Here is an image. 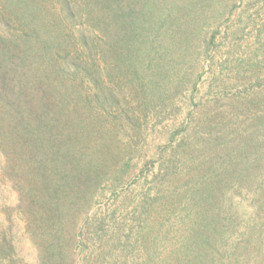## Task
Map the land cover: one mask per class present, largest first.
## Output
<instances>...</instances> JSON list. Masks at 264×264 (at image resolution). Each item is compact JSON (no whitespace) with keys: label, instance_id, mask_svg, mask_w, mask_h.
<instances>
[{"label":"trees","instance_id":"obj_1","mask_svg":"<svg viewBox=\"0 0 264 264\" xmlns=\"http://www.w3.org/2000/svg\"><path fill=\"white\" fill-rule=\"evenodd\" d=\"M228 6L0 0V264H264V21L222 101L177 80Z\"/></svg>","mask_w":264,"mask_h":264},{"label":"rangeland","instance_id":"obj_2","mask_svg":"<svg viewBox=\"0 0 264 264\" xmlns=\"http://www.w3.org/2000/svg\"><path fill=\"white\" fill-rule=\"evenodd\" d=\"M232 1L233 0H229V6L227 9H231L233 6L235 7L232 11V14L227 17V21H223L222 24L218 26L219 33L216 35V47L213 49V51H211V55L203 53L202 49L199 47H190L189 60L186 61L183 68L187 73V70H190L192 67L191 65L194 64V61L198 62L200 67L198 70H196L194 75H191L188 78L183 74L177 78V80L180 82L181 88L184 90L191 89L192 86L196 84L197 88L201 90L200 98H203V104L208 103L207 99L218 101H220L219 98H221V101L224 99V94L227 90H222L223 94H220L219 97L213 96V92L218 91V87L221 85L223 80H229V82L234 83V78H237V75H239L238 71H242L243 69V61L248 56L247 52L251 51V49H254L255 52L258 53L257 48L260 46L258 43L260 38H257V34L258 29L263 25L262 23L264 21V0H237L235 4ZM205 29L207 31L205 32L206 36L210 37L212 35V26L209 27L208 25H205ZM177 61L179 60H176L175 62ZM169 72V78L173 79L174 77L171 75V70H169ZM164 84L165 80L162 83L161 90L162 95L167 94L168 96L169 102L167 103V106L175 104V102L178 106V98L172 96L175 88H172L171 92H169V90L165 88ZM164 88L166 89L165 91ZM210 89L212 90L211 94L208 93ZM254 89L255 87H249L246 92L252 93ZM231 91L233 92V90ZM207 93L208 96L206 95ZM227 96L230 95L227 94ZM173 109L174 110L170 116V119H167V114L164 112L158 113L156 117L151 115L148 118L147 124H145L146 140L140 145V149H142L144 153H142V151L140 153V149L136 148L134 143H129L127 141V151L128 149L130 150V147H133L132 151H134L135 161L131 169L132 175L139 173L142 163L145 159L144 156L149 154L146 150L148 148H154L153 142H155V139L153 138H157V141H159V129L161 127L167 126L169 121L179 120V118H181L182 114L177 112L175 105ZM151 146L153 148H151ZM128 155L129 152H127V156ZM109 186L111 185L109 184L108 187ZM99 198L101 199V196ZM97 204L98 205H94L97 206L98 209L100 208L102 210L118 205L116 201L108 197L106 199H102Z\"/></svg>","mask_w":264,"mask_h":264}]
</instances>
